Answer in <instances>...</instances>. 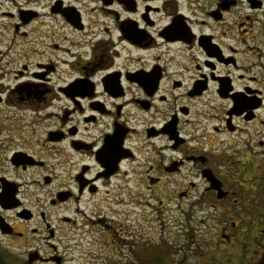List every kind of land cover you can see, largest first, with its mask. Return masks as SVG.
<instances>
[{"label": "flooded vegetation", "instance_id": "flooded-vegetation-1", "mask_svg": "<svg viewBox=\"0 0 264 264\" xmlns=\"http://www.w3.org/2000/svg\"><path fill=\"white\" fill-rule=\"evenodd\" d=\"M0 237L264 264V0H0Z\"/></svg>", "mask_w": 264, "mask_h": 264}, {"label": "rangeland", "instance_id": "rangeland-1", "mask_svg": "<svg viewBox=\"0 0 264 264\" xmlns=\"http://www.w3.org/2000/svg\"><path fill=\"white\" fill-rule=\"evenodd\" d=\"M14 245L15 244L13 242L10 245H7V243H5V240H2L0 237V264H26L28 259L25 258V256H23L24 250L20 248L18 249L14 247ZM6 247L8 249H6ZM1 249L5 250V252L7 253V256L9 254V256L5 260L3 259V251ZM74 255L78 256V252H75ZM68 256L69 258L71 256L70 250H69ZM219 260H221V257H219ZM78 263L87 264L85 260H79ZM101 264H107V263L103 262Z\"/></svg>", "mask_w": 264, "mask_h": 264}, {"label": "water", "instance_id": "water-1", "mask_svg": "<svg viewBox=\"0 0 264 264\" xmlns=\"http://www.w3.org/2000/svg\"><path fill=\"white\" fill-rule=\"evenodd\" d=\"M37 259H38V258H33V257L30 256L29 261H30V263H33V262L36 261Z\"/></svg>", "mask_w": 264, "mask_h": 264}]
</instances>
